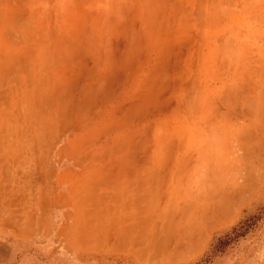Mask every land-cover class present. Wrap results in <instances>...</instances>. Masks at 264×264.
I'll list each match as a JSON object with an SVG mask.
<instances>
[{"label": "rangeland", "instance_id": "1", "mask_svg": "<svg viewBox=\"0 0 264 264\" xmlns=\"http://www.w3.org/2000/svg\"><path fill=\"white\" fill-rule=\"evenodd\" d=\"M117 154L197 156L245 200L165 260L180 225L117 219ZM0 264H264V0H0Z\"/></svg>", "mask_w": 264, "mask_h": 264}, {"label": "crops", "instance_id": "2", "mask_svg": "<svg viewBox=\"0 0 264 264\" xmlns=\"http://www.w3.org/2000/svg\"><path fill=\"white\" fill-rule=\"evenodd\" d=\"M199 160L197 156L188 155L117 154V219L126 218L127 224H131L132 218L136 217L139 220L137 226L145 225L147 228L146 235L151 237L147 241L160 244H169L168 228L171 223L180 225L181 239L172 242H184L185 248L179 251L165 245L166 252L160 254L165 260L199 257L213 232L229 220L236 207L245 200L243 195L236 199L226 195L218 201L216 194L207 190L212 184L210 168L202 175L197 165ZM203 186L208 193H202ZM172 191L183 196V204L176 205L173 216L170 215ZM121 231L117 229V243L121 235L128 236ZM123 253L132 255L130 251Z\"/></svg>", "mask_w": 264, "mask_h": 264}]
</instances>
